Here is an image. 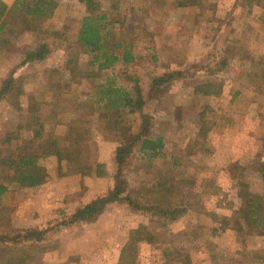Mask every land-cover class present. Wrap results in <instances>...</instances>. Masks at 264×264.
<instances>
[{"label": "rangeland", "instance_id": "obj_1", "mask_svg": "<svg viewBox=\"0 0 264 264\" xmlns=\"http://www.w3.org/2000/svg\"><path fill=\"white\" fill-rule=\"evenodd\" d=\"M58 2L51 17L35 23L26 16L6 19L10 26L0 32V85L27 50L48 42L54 51L49 59L16 73L24 85L20 104L38 105L45 117L60 106V115L87 134L77 155L40 158L49 173L44 185L18 188L3 197L0 234L50 229L48 241L37 245L28 264H164L166 246L178 250L183 261L179 264L185 260L187 264H264V232L240 221L245 229L242 235L231 229L234 220H226L240 208L244 185L264 196V181L257 171L264 161V0H216L190 7L178 6V0H96L100 11L95 13L79 0ZM92 14L108 16L103 25L110 43L134 46L136 70L146 75L145 91L150 84L147 74L154 76L165 66L194 73L227 61L221 96H195L194 87L202 82L197 76L177 83L147 105L168 152L181 160L176 171H169V157L149 166L140 153L122 170L131 189L156 188L168 174L187 181L181 191L187 211L175 222L168 223L158 212L151 216L121 204L110 206L92 222L61 225L77 207L108 190L117 172L121 133H136L141 124L137 114L105 120L97 104V87L107 77H116L119 86L125 84L117 76L122 66L91 78L71 76L65 68L72 52L80 53L82 72L97 71L100 61L94 60L95 53H81L76 44L83 19ZM52 81L66 83L65 93L53 97ZM206 105L213 110L206 113V120L217 121L222 128L203 137L199 126ZM21 122L19 107L11 99L2 100L0 158L8 157L14 146H30L27 133H16ZM142 225L164 236L158 237L156 245L139 243L134 261L121 260L130 232Z\"/></svg>", "mask_w": 264, "mask_h": 264}, {"label": "trees", "instance_id": "obj_2", "mask_svg": "<svg viewBox=\"0 0 264 264\" xmlns=\"http://www.w3.org/2000/svg\"><path fill=\"white\" fill-rule=\"evenodd\" d=\"M89 9L91 13L100 11V6L96 0H79ZM216 0H178V6L190 7L201 6L204 2H214ZM59 5L58 0H15L9 6L0 0V32L4 31L10 23L7 18L16 16H26L30 23H35L42 18H49ZM108 20L107 15L86 16L78 31L76 44L82 53H95L94 60L100 61L95 72H82L78 66L80 53H68L65 68L70 71L71 76L98 77L101 72L108 71L119 64L122 71L118 78L125 83L119 86L116 77H107L106 82L97 87L98 106L102 111V118L122 119L124 114H137L141 119V124L136 133L129 130L122 131V142L116 148L117 172L114 175L113 183L108 190L97 195L91 201L78 208L61 225H77L82 222H92L97 216L102 214L107 208L115 205H126L136 212H143L151 216L157 215L167 218V222H175L183 213L187 211L188 205L182 202V187L187 181L176 179L173 174H168L166 179H162L155 186L156 188L142 187L131 189L122 177V170L127 164H131L134 154L140 153L142 160L149 166L157 161H167L169 171L175 172L182 164L181 160L168 152L167 141L164 135L158 131L155 124V117L147 111L149 101L157 96L169 92L174 85L186 79H193L199 76L202 82L194 87L193 94L197 97L212 98L223 94L225 80L224 72L227 61L214 65L200 67L194 73L185 70L172 69L165 66L163 71H158L147 76L150 79L147 91L142 86L144 73L136 70L137 58L134 55V46L124 43H110L105 39V26L103 22ZM13 34L12 29L9 30ZM51 45L46 41H41L34 48L24 53L21 62L4 78L0 85V102L4 99H11L12 104L19 107L22 122L17 126L16 133L19 136L27 133L31 140L30 146L19 148L13 147L8 157L0 158V218L2 211L3 197L9 192L18 188H36L44 185L49 179V173L44 165L40 163V158H49L68 153L75 156L79 153V144L86 138V131L73 126V121L66 120L60 114L61 107L48 116L42 115L40 107H24L20 104V99L24 94L22 77L16 73L19 68L35 63L45 62L53 54ZM154 61L157 57H152ZM133 67L131 70L130 68ZM264 78V75L263 77ZM66 83L52 81L49 91H53V97H58L65 93ZM65 110V109H64ZM60 111V112H59ZM213 110L206 105L200 116L201 125L199 135L208 136L210 133L220 131L221 126L217 121H207L206 113ZM221 119H224L223 117ZM47 128L49 131L47 132ZM63 128H66L64 131ZM9 139L8 141H12ZM257 171L264 181V161L257 165ZM188 184V183H187ZM186 186V185H185ZM184 188V187H183ZM239 198L240 208L234 209L233 216L226 220H234L231 229L244 235L245 229L240 221H245L252 229L264 232V196L251 193L244 185ZM181 199V202H180ZM178 200V201H177ZM11 233L0 234V264H28L32 252L37 245L48 241L50 229L48 227H36L26 230H11ZM164 234H156L149 230L146 225H142L130 232L129 241L121 253V260L134 261L138 252L139 243L146 242L150 245L158 243V237ZM164 264L183 263L177 249L166 246L163 249ZM264 262V258H263ZM188 261L185 260L184 264Z\"/></svg>", "mask_w": 264, "mask_h": 264}, {"label": "crops", "instance_id": "obj_3", "mask_svg": "<svg viewBox=\"0 0 264 264\" xmlns=\"http://www.w3.org/2000/svg\"><path fill=\"white\" fill-rule=\"evenodd\" d=\"M3 2H5L7 5H9V6H11L14 2H15V0H12L11 2H8V1H6V0H2ZM11 4V5H10ZM79 207H77V209H78ZM76 209V210H77ZM75 210V211H76ZM74 212V211H73Z\"/></svg>", "mask_w": 264, "mask_h": 264}]
</instances>
